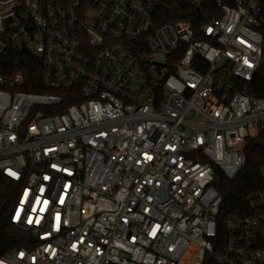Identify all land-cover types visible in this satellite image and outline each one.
Returning <instances> with one entry per match:
<instances>
[{"label":"built area","instance_id":"built-area-1","mask_svg":"<svg viewBox=\"0 0 264 264\" xmlns=\"http://www.w3.org/2000/svg\"><path fill=\"white\" fill-rule=\"evenodd\" d=\"M182 1L197 30L165 20ZM262 66L264 0H0V176L30 243L0 264H264V188L214 243L220 179L264 144Z\"/></svg>","mask_w":264,"mask_h":264},{"label":"trees","instance_id":"trees-1","mask_svg":"<svg viewBox=\"0 0 264 264\" xmlns=\"http://www.w3.org/2000/svg\"><path fill=\"white\" fill-rule=\"evenodd\" d=\"M187 19L192 21L195 30L202 23L200 13L188 8L184 1L177 2L172 14L165 17L166 21ZM14 57L21 61L20 68L26 79L31 77L35 82L40 79L41 66L36 59L21 54H16ZM246 87L249 96L264 98V66L254 75L251 82L246 83ZM23 90L43 93V90L34 85H26ZM245 155L246 162L238 176L231 181L221 178L217 186L222 203L218 216L217 238L214 239V243L217 240H223L222 220L227 216L246 214L247 198L264 188V144L260 138L246 142ZM19 189V183L0 176V258L21 248H30L29 239L17 234L12 224V215ZM216 246L217 244H215ZM203 264H211L208 256Z\"/></svg>","mask_w":264,"mask_h":264},{"label":"water","instance_id":"water-1","mask_svg":"<svg viewBox=\"0 0 264 264\" xmlns=\"http://www.w3.org/2000/svg\"><path fill=\"white\" fill-rule=\"evenodd\" d=\"M15 232L17 233V234H21L19 231H17V230H15Z\"/></svg>","mask_w":264,"mask_h":264}]
</instances>
